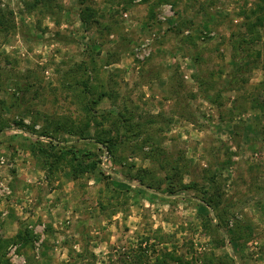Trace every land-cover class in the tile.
<instances>
[{
    "label": "rangeland",
    "instance_id": "rangeland-1",
    "mask_svg": "<svg viewBox=\"0 0 264 264\" xmlns=\"http://www.w3.org/2000/svg\"><path fill=\"white\" fill-rule=\"evenodd\" d=\"M86 3L88 25L81 0H0L6 259L264 264L262 2ZM88 101L102 124L49 168L35 141L61 155L76 136L57 120L83 126ZM110 138L114 154L95 144ZM27 230L30 244L13 241Z\"/></svg>",
    "mask_w": 264,
    "mask_h": 264
},
{
    "label": "trees",
    "instance_id": "trees-1",
    "mask_svg": "<svg viewBox=\"0 0 264 264\" xmlns=\"http://www.w3.org/2000/svg\"><path fill=\"white\" fill-rule=\"evenodd\" d=\"M87 0H81V4L83 6V8H81V20L85 23V24H90V20L95 16L96 14V11L95 9H93L92 7H90L89 5H87L86 3ZM260 2H262V5H264V0H259ZM257 24H260L262 25L264 23V13H261L258 15L257 17V21H256ZM0 25H2V20L0 19ZM254 26L252 25L251 28L252 30L254 29L253 28ZM88 88V87H87ZM87 94L89 93V91L86 92ZM84 110L88 111V114H90V119H86V121L84 122V125L81 126V127H75L74 125L72 126H68L66 125V123H64V121H61V120H57V128L59 131H67L68 133L70 134H73L76 136V139H74L75 141H67V145H61V151H62V154L57 156V152L56 151H50L47 149V144L41 142V141H38L36 140L35 141V146L32 148L33 151L39 153V155L41 156L43 162H45L47 164V166H49V168L53 167L54 166V163H57L58 161H60L61 159L65 158L64 156L68 154H74L75 157H77V148H78V144L80 141H86V140H91L92 141V138L91 136H87L86 137V133L87 131L91 128V124L93 123L92 126L94 125H100L102 124V121H98L97 120V116H96V110H95V107H94V103L93 101H88L84 104V106L82 107ZM50 128V125L47 127V129ZM5 129L4 127H0V134L2 132H4ZM42 135L43 136H49V138H51V133H49V131H43L42 132ZM151 139H153V137H151ZM69 142V143H68ZM73 142V143H71ZM102 143L105 148L107 149L108 153L109 154H114V147L118 144L117 143V140L115 138H110V139H107V140H101V139H98L96 141V145H99V143ZM87 155H90L91 154V150L88 151V153H86ZM53 157H56V161L53 163ZM101 162V159L100 161L97 159V160H94V163L92 165H89V167L91 168H96L98 167V165L100 164ZM102 171L104 170L103 168L101 169ZM106 174V173H105ZM111 174V173H110ZM106 176H109V173L106 175ZM117 177V176H115ZM118 178V177H117ZM141 181H142V184H146L148 188H154L153 184L152 183H147L145 182L144 179L142 178H139ZM187 188H192V185H189V186H184L183 188L179 189V192L183 193L184 195L183 196H189L187 195L186 193H184V190H186ZM207 203L208 206H212L214 207L215 205L213 204L214 203V200L213 199H204ZM222 217L221 219H219V225H220V222H222ZM14 242L18 241L17 243H20L21 245H28L30 244L32 241H33V236L32 234L28 233V230L26 232H19L18 233V237H17V240L13 239ZM20 241V242H19ZM5 242L7 243L8 241H5V239H2L0 238V263L1 264H10V261H8L5 257V253L3 252L4 251V244ZM179 260L181 261V258H179ZM183 263V262H182ZM183 264H191V262L189 261H186L184 262Z\"/></svg>",
    "mask_w": 264,
    "mask_h": 264
}]
</instances>
